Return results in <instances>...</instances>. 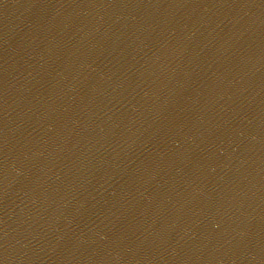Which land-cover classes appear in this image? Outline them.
<instances>
[{"label": "water", "instance_id": "water-1", "mask_svg": "<svg viewBox=\"0 0 264 264\" xmlns=\"http://www.w3.org/2000/svg\"><path fill=\"white\" fill-rule=\"evenodd\" d=\"M155 137L225 264H264V0H54Z\"/></svg>", "mask_w": 264, "mask_h": 264}]
</instances>
